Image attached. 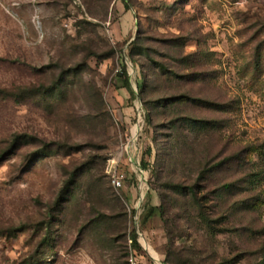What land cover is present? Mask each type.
Masks as SVG:
<instances>
[{"label": "rangeland", "instance_id": "1", "mask_svg": "<svg viewBox=\"0 0 264 264\" xmlns=\"http://www.w3.org/2000/svg\"><path fill=\"white\" fill-rule=\"evenodd\" d=\"M127 147L156 156L142 184ZM138 230L264 263V0H0V264L149 259Z\"/></svg>", "mask_w": 264, "mask_h": 264}, {"label": "trees", "instance_id": "2", "mask_svg": "<svg viewBox=\"0 0 264 264\" xmlns=\"http://www.w3.org/2000/svg\"><path fill=\"white\" fill-rule=\"evenodd\" d=\"M126 72H124V77L121 75V77H123V82H122V85L118 86V90L121 91V89H124L126 88L129 92V99L133 102V100L135 99L136 97V94L134 92V90L132 89V86H131V82H130V75L129 73L128 74H125ZM141 79V78H140ZM138 79V86H139V91L143 88V83L142 81ZM122 92V91H121ZM145 112L147 114V117L150 116L149 114V110L147 109V107L145 106ZM134 117H136V111H135V115ZM144 148L142 147V153H141V166L142 168L148 172L151 171V168L152 166L155 164V159H156V156L154 155L151 159L149 160H146L145 159V153H144ZM148 161V162H146ZM130 164V163H129ZM131 166V165H130ZM132 171L135 173V171L132 169ZM134 174L131 173V174H128V176H133ZM137 175V174H136ZM135 176V175H134ZM149 199L145 202V204L143 205L142 207V213L140 215V222H145L147 221L149 218L153 217L156 212H157V207L155 205V203L153 202L155 196H154V191L150 188L149 190ZM130 241L131 243L133 244V246L137 249H140L141 246L138 242V235L137 233L135 232V230L133 231V235L132 237L130 238ZM161 259L166 263V264H170V263H173V264H176L175 260L171 257V258H167V256H164L163 254H161ZM128 264L129 263V258H128ZM264 264V263H263Z\"/></svg>", "mask_w": 264, "mask_h": 264}, {"label": "built area", "instance_id": "3", "mask_svg": "<svg viewBox=\"0 0 264 264\" xmlns=\"http://www.w3.org/2000/svg\"><path fill=\"white\" fill-rule=\"evenodd\" d=\"M142 128H143V126L141 125V121H139L138 124L136 125V128H135L134 132L132 133V139L133 140H137L138 139L139 132L141 131ZM126 155L128 157L130 165L132 166V169L138 175V179L140 180V184H142L145 179L147 180V178H145L146 171L142 168L140 160L136 161L135 159L132 158L129 147H127ZM140 156H141V151H140ZM120 178L123 179L124 175H122V176H120V177L115 179V184L118 187L122 186V182H121ZM143 200H144V195L141 194L140 195V199H139V201L137 203V207L140 206V204L143 202ZM138 233H139V236L143 239V247H144V249L146 251H148L149 259H145V258H143V256L140 259H138L137 254L135 252H132L130 254V256H129V263L130 264H149V261H150L152 264H166L161 259L159 254H158V256H156V255H154V254H152L150 252L149 244H148L145 236L139 230H138Z\"/></svg>", "mask_w": 264, "mask_h": 264}, {"label": "crops", "instance_id": "4", "mask_svg": "<svg viewBox=\"0 0 264 264\" xmlns=\"http://www.w3.org/2000/svg\"><path fill=\"white\" fill-rule=\"evenodd\" d=\"M123 90H125V89H121V93H122V103H124L126 100H129V93L128 92H126V91H123ZM121 105H124V104H121ZM125 109V108H124ZM124 113H126L125 115H127L128 113H127V111L125 112L124 111ZM131 116H134L135 115V110H131V113H129ZM126 117V116H125ZM128 117H126V119H127Z\"/></svg>", "mask_w": 264, "mask_h": 264}]
</instances>
